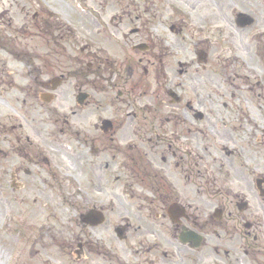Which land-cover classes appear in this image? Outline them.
<instances>
[{
  "label": "flooded vegetation",
  "instance_id": "af4514ba",
  "mask_svg": "<svg viewBox=\"0 0 264 264\" xmlns=\"http://www.w3.org/2000/svg\"><path fill=\"white\" fill-rule=\"evenodd\" d=\"M0 51L40 264H264V0H0Z\"/></svg>",
  "mask_w": 264,
  "mask_h": 264
},
{
  "label": "rangeland",
  "instance_id": "374dc122",
  "mask_svg": "<svg viewBox=\"0 0 264 264\" xmlns=\"http://www.w3.org/2000/svg\"><path fill=\"white\" fill-rule=\"evenodd\" d=\"M257 28L253 29L256 30ZM252 35V34H251ZM1 53V51H0ZM232 92H236L235 90H232ZM238 95L239 92H236ZM106 95L105 91H102L99 95L94 96V101H98L102 99ZM117 90L112 94L110 93V96H116ZM246 97H243L244 106L248 105V102L245 99ZM10 102V103H8ZM18 103L14 98H6L0 96V112L2 110H8L13 111L11 109V106H18ZM99 104L97 102H92V105L90 107V111H97L99 110ZM2 122V118H0V123ZM15 201V199H13ZM7 202V194L3 192L2 189V179H0V264H30L32 261L35 262V264H40V258L41 253L40 251L32 250L30 247L31 243L26 242L23 238V235H20L21 227L20 225L13 224L12 229H7V224L4 222V214L5 210L8 208L7 205H9ZM10 206V205H9ZM24 218L22 216L21 218L16 219V223L21 222V220ZM62 219H64V216H62ZM7 229V230H6ZM20 235V236H19ZM31 251V253H30ZM34 255L33 260H31V256ZM68 260L67 258H65ZM27 261V263L25 262Z\"/></svg>",
  "mask_w": 264,
  "mask_h": 264
},
{
  "label": "water",
  "instance_id": "95a60500",
  "mask_svg": "<svg viewBox=\"0 0 264 264\" xmlns=\"http://www.w3.org/2000/svg\"><path fill=\"white\" fill-rule=\"evenodd\" d=\"M251 22H252V19L249 18L246 24H250Z\"/></svg>",
  "mask_w": 264,
  "mask_h": 264
}]
</instances>
